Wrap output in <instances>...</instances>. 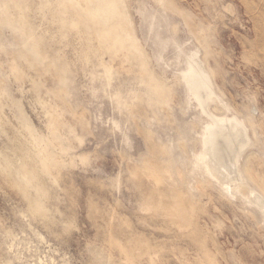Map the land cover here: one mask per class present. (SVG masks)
Listing matches in <instances>:
<instances>
[{
  "label": "rangeland",
  "instance_id": "374dc122",
  "mask_svg": "<svg viewBox=\"0 0 264 264\" xmlns=\"http://www.w3.org/2000/svg\"><path fill=\"white\" fill-rule=\"evenodd\" d=\"M225 116L264 194V0H0V264H264V216L195 168Z\"/></svg>",
  "mask_w": 264,
  "mask_h": 264
},
{
  "label": "bare ground",
  "instance_id": "6f19581e",
  "mask_svg": "<svg viewBox=\"0 0 264 264\" xmlns=\"http://www.w3.org/2000/svg\"><path fill=\"white\" fill-rule=\"evenodd\" d=\"M190 79L197 100L208 113L209 102L215 92L199 59L194 58L192 62ZM212 120L213 126L203 133V153L195 158V168L204 170L225 193L242 198L245 205L253 206L264 216V194L247 185L241 170L242 157L253 145L247 134V126L226 116L219 119L212 117ZM244 190L249 192L248 197L244 195Z\"/></svg>",
  "mask_w": 264,
  "mask_h": 264
}]
</instances>
